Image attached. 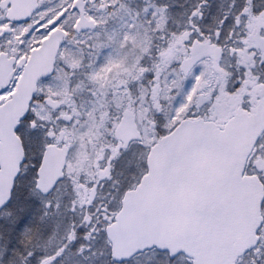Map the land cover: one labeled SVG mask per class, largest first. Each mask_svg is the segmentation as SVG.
Wrapping results in <instances>:
<instances>
[{
	"label": "flooded vegetation",
	"instance_id": "obj_1",
	"mask_svg": "<svg viewBox=\"0 0 264 264\" xmlns=\"http://www.w3.org/2000/svg\"><path fill=\"white\" fill-rule=\"evenodd\" d=\"M37 4L48 32L58 27L65 37L55 73L38 83L25 120L38 136H28V143L24 138L25 161L16 186L28 174L36 181L48 146L66 149L57 184L62 197L76 202L79 210L92 209L87 202L103 201L100 210L109 214L142 171L150 145L141 122L167 116L156 96L162 73L179 79L195 74L200 81L193 105L199 104L187 115L218 125L236 113L253 112L264 97V0H203L181 18L176 0ZM1 10L0 0V25ZM147 13L151 17L145 19ZM123 120H133L140 135L126 148L114 136ZM81 123L89 128L81 130ZM249 160L248 169L264 175V134ZM241 264H264V258H253L252 250Z\"/></svg>",
	"mask_w": 264,
	"mask_h": 264
},
{
	"label": "water",
	"instance_id": "obj_2",
	"mask_svg": "<svg viewBox=\"0 0 264 264\" xmlns=\"http://www.w3.org/2000/svg\"><path fill=\"white\" fill-rule=\"evenodd\" d=\"M6 2L12 5L6 13L11 22L27 21L36 10L35 0ZM62 40L59 29L43 40L31 54L33 63L24 65L11 99L0 106V209L10 199L23 161L15 130L37 81L51 74ZM10 76L1 81L0 92ZM263 131L264 98L255 113L237 114L222 129L201 119L181 121L150 149L146 174L124 194L106 227L111 258L121 263L155 248L170 258L184 254L192 264H235L258 242L263 186L243 173ZM49 151L38 172L37 189L43 194L54 187L64 165V154L53 160Z\"/></svg>",
	"mask_w": 264,
	"mask_h": 264
},
{
	"label": "rangeland",
	"instance_id": "obj_3",
	"mask_svg": "<svg viewBox=\"0 0 264 264\" xmlns=\"http://www.w3.org/2000/svg\"><path fill=\"white\" fill-rule=\"evenodd\" d=\"M192 1L196 2L198 0H176L177 5L181 8V10L178 9L177 18L187 17L190 14L193 4H191V7L185 5L188 2L192 3ZM153 14L158 17L156 11ZM42 16L43 12L40 11L29 24L14 26L12 35L0 38V50H6L17 57L25 56L29 47L35 45L42 37L44 33L42 31L47 29V24L42 19ZM146 17H151V13L144 14L145 19ZM1 24L4 27L7 23L2 21ZM146 44L145 42V48H142V50L145 49L147 52L148 45ZM179 77L168 75L162 80L164 83L157 90L156 96L166 103L167 116L166 118L157 119V127L155 126L154 129H149L146 123L141 122L145 143L152 142L155 136L161 133V130L158 129L159 126H164L163 131L167 132L178 120L188 116L187 113L193 112L194 108L198 106L199 102L194 105L193 103L195 102L194 93H199L198 84L200 80L195 77V74H191L184 79H179ZM50 82L56 83V80L52 79ZM55 86L57 88V83ZM6 96L7 94L0 95V102ZM145 109L148 113L146 106ZM154 125L153 123L152 126ZM80 126L81 130L89 128L88 123H81ZM23 131L26 143H28V136H33L35 139L38 136V133L32 132L28 125L22 128L21 132ZM104 131H106V127H104ZM133 156L134 152L131 151L129 155L130 172H132ZM31 186L32 179L30 174L20 179L13 201L0 214V264L25 263L23 259L27 257V253L30 251V243L34 248H38L47 246L56 239L65 238L69 231V226L71 228L80 219L86 221L87 215H90L93 211L90 207H86L85 211H79L78 204L75 202L76 205H73L71 201L63 198L60 189H57L50 196L52 198L46 202L43 198L37 196L35 192L32 193ZM88 203L93 204V207L96 206V203L93 202L85 204ZM51 208H54V210H48ZM69 212L73 216L68 214ZM53 214L55 218L52 217ZM86 232L84 241L80 238L76 241L72 240L73 243L66 253V264H114L108 261L109 245L101 230L94 227V229ZM261 250L264 251V244ZM157 253L155 251L148 252L139 258L136 257V260L127 264H187L182 258L170 263L165 260V257L163 258ZM70 259H73V263L70 262Z\"/></svg>",
	"mask_w": 264,
	"mask_h": 264
},
{
	"label": "trees",
	"instance_id": "obj_4",
	"mask_svg": "<svg viewBox=\"0 0 264 264\" xmlns=\"http://www.w3.org/2000/svg\"><path fill=\"white\" fill-rule=\"evenodd\" d=\"M110 219L106 217V222L109 221ZM97 221V220H96ZM76 226H79L77 228H75ZM74 226L69 232L68 235L69 236H74L76 235L78 238H81L82 240H84V237L86 236V227L84 225H76ZM51 247V245L49 246ZM61 254V252H60ZM58 254L56 252V250H52L50 254H48L47 256H45L46 259L43 260V263H48V264H66L65 260H61V255Z\"/></svg>",
	"mask_w": 264,
	"mask_h": 264
}]
</instances>
